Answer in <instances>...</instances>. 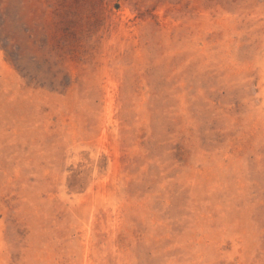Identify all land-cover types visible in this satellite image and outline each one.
<instances>
[{
	"label": "rangeland",
	"instance_id": "rangeland-1",
	"mask_svg": "<svg viewBox=\"0 0 264 264\" xmlns=\"http://www.w3.org/2000/svg\"><path fill=\"white\" fill-rule=\"evenodd\" d=\"M0 264H264V0H0Z\"/></svg>",
	"mask_w": 264,
	"mask_h": 264
}]
</instances>
